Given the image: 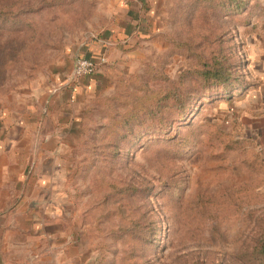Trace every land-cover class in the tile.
<instances>
[{
  "label": "rangeland",
  "instance_id": "rangeland-1",
  "mask_svg": "<svg viewBox=\"0 0 264 264\" xmlns=\"http://www.w3.org/2000/svg\"><path fill=\"white\" fill-rule=\"evenodd\" d=\"M97 45L55 126L69 263L264 264V122L242 109L264 0H0V108Z\"/></svg>",
  "mask_w": 264,
  "mask_h": 264
},
{
  "label": "crops",
  "instance_id": "crops-1",
  "mask_svg": "<svg viewBox=\"0 0 264 264\" xmlns=\"http://www.w3.org/2000/svg\"><path fill=\"white\" fill-rule=\"evenodd\" d=\"M101 57L97 71L81 78L99 76L107 61ZM255 57L247 68L252 84L242 109L258 135L264 122V54ZM81 78L56 79L50 97L31 96L15 108H0V264H70L71 230L65 228L61 196L64 169L57 160V142L64 135L55 126L65 124V109L77 92L73 82ZM258 139L264 142L263 136Z\"/></svg>",
  "mask_w": 264,
  "mask_h": 264
},
{
  "label": "built area",
  "instance_id": "built-area-1",
  "mask_svg": "<svg viewBox=\"0 0 264 264\" xmlns=\"http://www.w3.org/2000/svg\"><path fill=\"white\" fill-rule=\"evenodd\" d=\"M102 57L99 61L94 62L92 59L88 57H79L76 56L73 62V66L70 73V79H79L83 76H88L94 74L99 64H101Z\"/></svg>",
  "mask_w": 264,
  "mask_h": 264
},
{
  "label": "trees",
  "instance_id": "trees-1",
  "mask_svg": "<svg viewBox=\"0 0 264 264\" xmlns=\"http://www.w3.org/2000/svg\"><path fill=\"white\" fill-rule=\"evenodd\" d=\"M126 39H127V36L125 34L124 35L122 34V36H120V33L119 34L116 33L115 37H110V40L112 42H114V43H117V44L122 43V41H125ZM125 43L123 45H125ZM97 47H98V49H97ZM87 49H88L89 52H87V53H85L83 55L78 54V56L79 57H88V58L92 59L94 62H97V61L100 60L101 55H102L101 52H102V49H103L102 45H97L96 48H93V49L91 47H87ZM217 73L218 72H216L215 70H214V72H210L209 70L204 72V74H207L205 76L209 75L211 78L219 77V76H217V75H219Z\"/></svg>",
  "mask_w": 264,
  "mask_h": 264
}]
</instances>
